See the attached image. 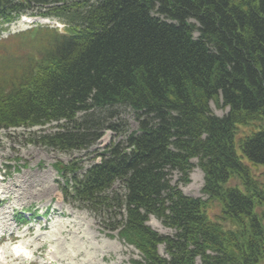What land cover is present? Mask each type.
I'll use <instances>...</instances> for the list:
<instances>
[{
	"label": "trees",
	"instance_id": "1",
	"mask_svg": "<svg viewBox=\"0 0 264 264\" xmlns=\"http://www.w3.org/2000/svg\"><path fill=\"white\" fill-rule=\"evenodd\" d=\"M33 11L64 30L0 41V130L55 124L29 143L79 152L129 109L137 131L99 161L54 164L64 199L118 231L131 264H264V0H0V27ZM195 167L200 198L172 182Z\"/></svg>",
	"mask_w": 264,
	"mask_h": 264
},
{
	"label": "rangeland",
	"instance_id": "2",
	"mask_svg": "<svg viewBox=\"0 0 264 264\" xmlns=\"http://www.w3.org/2000/svg\"><path fill=\"white\" fill-rule=\"evenodd\" d=\"M60 26L62 29L63 23ZM21 27L18 25L12 32L22 31L24 27ZM210 108L220 117L227 113V109L217 107L213 102H210ZM120 115L122 124L114 119L122 126L120 133L107 132L99 144L81 152L60 153L40 142L29 143L30 132H48L52 130L50 126L9 132L0 130V174L7 172L0 183L4 199L0 201V264H131V260L140 259L135 248L109 229V223L97 218L83 205L63 199L58 183L61 179L54 169V164L59 161L63 164L78 161L87 168L98 158L104 145L125 141L138 125L129 109L123 108ZM6 165L10 167L6 168ZM256 175L264 183V168ZM179 178L180 174L173 173L172 182L178 183L185 195L202 196L204 174L199 167L191 172L188 184L179 183ZM20 210L33 211L38 217H32L27 225L20 226L14 219V213ZM148 225L161 235L173 234L153 216ZM13 245L27 248V257H13ZM158 251L165 255L162 246Z\"/></svg>",
	"mask_w": 264,
	"mask_h": 264
},
{
	"label": "bare ground",
	"instance_id": "3",
	"mask_svg": "<svg viewBox=\"0 0 264 264\" xmlns=\"http://www.w3.org/2000/svg\"><path fill=\"white\" fill-rule=\"evenodd\" d=\"M25 253L26 251H25V249H21V248H18V247H16V248H14V253L15 254H18V253Z\"/></svg>",
	"mask_w": 264,
	"mask_h": 264
}]
</instances>
